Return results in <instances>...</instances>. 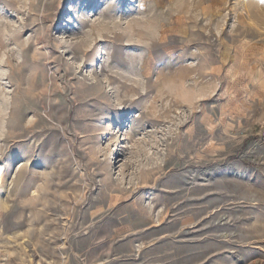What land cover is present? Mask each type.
I'll use <instances>...</instances> for the list:
<instances>
[{
    "label": "rangeland",
    "instance_id": "1",
    "mask_svg": "<svg viewBox=\"0 0 264 264\" xmlns=\"http://www.w3.org/2000/svg\"><path fill=\"white\" fill-rule=\"evenodd\" d=\"M0 264H264V0H0Z\"/></svg>",
    "mask_w": 264,
    "mask_h": 264
},
{
    "label": "bare ground",
    "instance_id": "2",
    "mask_svg": "<svg viewBox=\"0 0 264 264\" xmlns=\"http://www.w3.org/2000/svg\"><path fill=\"white\" fill-rule=\"evenodd\" d=\"M173 21V20H172ZM138 34H141L140 32H138ZM152 35H153V33H152ZM118 36H116L115 38H114V40L117 42V40H118ZM151 47L150 48H148V50H149V52L151 51V50H156V45L154 44V42L152 43V45H150ZM85 52V54H86V52L87 51H84ZM153 52V51H152ZM155 52V51H154ZM87 55H89V53L87 54ZM148 56H149V54H148ZM149 59V58H148ZM155 59V58H154ZM150 60V59H149ZM142 64L140 65V69L137 71V73H136V75H138L139 77H141V78H143V79H145L146 81H147V83L145 84L146 85V87L144 88H142V87H139L141 90L143 89H148V88H151V81H150V78H149V75H150V70H148L147 69V65H146V62L142 59ZM113 73V72H112ZM73 73H71V72H65L64 73V77H66V81H67V79H69V77L72 75ZM115 74V73H114ZM75 77V76H74ZM112 79H117L115 76H110ZM183 76H181V79H183L182 78ZM38 78V76H36V77H34V79L36 80ZM120 78L122 79V80H128V79H126L125 77H123V76H120ZM34 79H33V81H34ZM52 87H53V85H55V83H56V80H55V77H52ZM115 81V80H114ZM130 81V80H129ZM170 81H172V82H170L171 84L172 83H174L175 81H174V79H171ZM71 81L69 80L68 81V83H70ZM126 82H128V81H126ZM126 82H123V81H120V84H121V87H120V89L121 90H123V91H125L126 93H131V92H138L139 90H138V86H140L139 85V83L138 82H132L133 84H128V83H126ZM42 83L43 84H45L46 83V79L45 78H43L42 79ZM183 83V82H182ZM154 85H156L157 84V82H155V83H153ZM50 86L51 85H48L47 87L48 88H50ZM182 87V86H181ZM33 88H35V90H36V85L33 87ZM176 89H177V87H176ZM34 90V89H33ZM32 91V90H31ZM33 92V91H32ZM14 146V145H13Z\"/></svg>",
    "mask_w": 264,
    "mask_h": 264
}]
</instances>
